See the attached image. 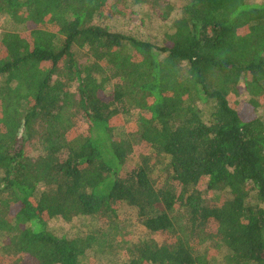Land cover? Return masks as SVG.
<instances>
[{
	"label": "trees",
	"instance_id": "obj_1",
	"mask_svg": "<svg viewBox=\"0 0 264 264\" xmlns=\"http://www.w3.org/2000/svg\"><path fill=\"white\" fill-rule=\"evenodd\" d=\"M165 1L0 0V264L114 257L123 207L124 264H264V2ZM138 6L161 45L103 24Z\"/></svg>",
	"mask_w": 264,
	"mask_h": 264
},
{
	"label": "rangeland",
	"instance_id": "obj_2",
	"mask_svg": "<svg viewBox=\"0 0 264 264\" xmlns=\"http://www.w3.org/2000/svg\"><path fill=\"white\" fill-rule=\"evenodd\" d=\"M190 0H166V6L170 4L175 8V12H179ZM249 3H262L264 0H247ZM169 9L168 11H170ZM165 11L161 9L151 8L147 6H138L133 7V12L129 15H121L115 18L114 20L104 21L103 24L108 26V28L117 33H122L125 35H131L138 39L149 41L157 45H161L162 40L166 32L169 30V24L173 22V19L167 21L165 16ZM16 31L23 32V27H15ZM31 29V28H30ZM11 30V26L6 21L5 16L0 15V38L4 31ZM232 104L241 106L244 101H248L249 98L245 96L237 97L232 96ZM204 108V106H203ZM209 109L206 108L204 111V116L206 121L209 119ZM258 115L264 121V102H262V107L258 110ZM139 117V111H133L130 116L124 117V124L129 131V126L137 121ZM87 129V125H83V130ZM147 148L145 146L139 147L137 155L134 157V164L139 160V156L145 154ZM164 173L160 169L156 170L155 178L161 182L164 179ZM80 222L86 226L87 219H79L75 224H67L61 219H56L51 221L50 228L55 232L59 233H69L73 234L74 227H78ZM89 222V221H88ZM92 228V224H88L84 229L85 232H89ZM114 232L115 235L112 238L114 247H116L117 255L114 257L104 258L103 255L97 253L95 255H89L88 260L90 264H124L128 259L126 255V250L124 249L131 244V242L138 240L144 233L143 228L139 224V219L137 214L127 208L123 207L120 211V217L117 219L115 224ZM219 262L223 260L220 257ZM222 264H224L222 262Z\"/></svg>",
	"mask_w": 264,
	"mask_h": 264
}]
</instances>
